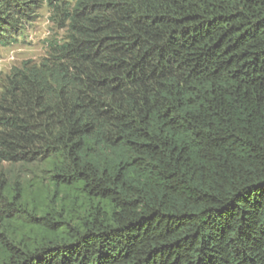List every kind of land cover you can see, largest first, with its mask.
<instances>
[{
  "label": "trees",
  "instance_id": "obj_1",
  "mask_svg": "<svg viewBox=\"0 0 264 264\" xmlns=\"http://www.w3.org/2000/svg\"><path fill=\"white\" fill-rule=\"evenodd\" d=\"M44 0H0V44ZM66 30L0 93V264H264V0H49ZM31 236L15 235L18 220Z\"/></svg>",
  "mask_w": 264,
  "mask_h": 264
},
{
  "label": "rangeland",
  "instance_id": "obj_2",
  "mask_svg": "<svg viewBox=\"0 0 264 264\" xmlns=\"http://www.w3.org/2000/svg\"><path fill=\"white\" fill-rule=\"evenodd\" d=\"M49 0H44L26 19H22L19 33L12 34L10 44H0V93L4 78L14 68H20L24 63L39 64L46 57L49 42H62L66 30L60 29L52 20L53 13L48 5ZM0 172L10 186H16L27 194H36L38 190H52L50 176L47 169L39 164L2 165ZM23 219L18 220L14 228L15 235L31 236L24 227Z\"/></svg>",
  "mask_w": 264,
  "mask_h": 264
}]
</instances>
